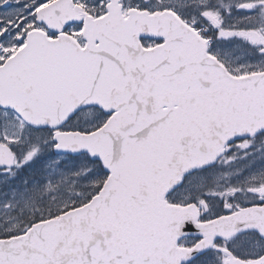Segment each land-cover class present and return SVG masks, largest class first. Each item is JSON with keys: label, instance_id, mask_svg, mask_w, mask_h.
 <instances>
[{"label": "snow or ice", "instance_id": "1", "mask_svg": "<svg viewBox=\"0 0 264 264\" xmlns=\"http://www.w3.org/2000/svg\"><path fill=\"white\" fill-rule=\"evenodd\" d=\"M0 264H264V0H0Z\"/></svg>", "mask_w": 264, "mask_h": 264}]
</instances>
